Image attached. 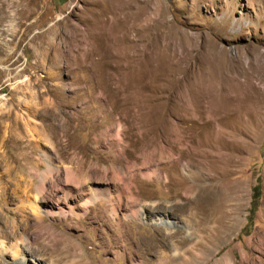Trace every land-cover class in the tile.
<instances>
[{"label":"rangeland","instance_id":"rangeland-1","mask_svg":"<svg viewBox=\"0 0 264 264\" xmlns=\"http://www.w3.org/2000/svg\"><path fill=\"white\" fill-rule=\"evenodd\" d=\"M0 9V261L264 264V0Z\"/></svg>","mask_w":264,"mask_h":264},{"label":"bare ground","instance_id":"bare-ground-1","mask_svg":"<svg viewBox=\"0 0 264 264\" xmlns=\"http://www.w3.org/2000/svg\"><path fill=\"white\" fill-rule=\"evenodd\" d=\"M1 9H0V14H1ZM18 13V12H17ZM6 16V15H5ZM4 16H0V18H3ZM2 20V19H1ZM185 170V169H183ZM186 171V170H185ZM187 179H191V184L187 185L186 187V191L190 193V195H194L196 194V197L193 199V200H190L189 202H187L185 205H182V204H174L172 205V208L174 210H177V209H180L182 208V210L184 208H186L187 206H189V203H192L193 202H196L198 204V207L201 208L202 206V203H204V198L202 199V196H204L208 191V186L204 184V180L201 178L200 175H198L197 173H193L192 171H189V173L187 175H185ZM184 177V176H183ZM185 181V180H184ZM184 184V183H183ZM215 186V185H213ZM212 187V185H211ZM220 187V186H219ZM222 188V187H221ZM221 190V189H220ZM210 191V189H209ZM178 195V194H177ZM191 197V196H190ZM205 197V196H204ZM214 197V196H213ZM188 199H191V198H188ZM187 199V200H188ZM162 207L163 209V206L162 205H157L156 208H160ZM155 209V207H154ZM207 211V210H206ZM206 211H203V215H206ZM204 220H206V218L204 217L203 218ZM156 221V224H158L160 227H166L168 228V226H173L172 224H174L173 222H170L168 220H165V219H162V218H158V219H155ZM226 228V227H225ZM163 229V228H162ZM169 229V228H168ZM209 229L208 226H199L198 229L194 230L195 232L193 234L190 235V237H181L179 240L176 241L175 239V235L177 234L178 231H172L170 232V234L167 236L168 239L170 240L169 243L172 245V247H175V244H182V245H185L187 244L188 242H194V245L195 246H198L201 254H203L204 252H207L208 250L206 249V243L209 241V240H216V239H220L219 237L215 238L214 235L213 237H207V236H203V235H199L198 232H203L204 230L207 231ZM215 230V229H214ZM218 230V228H217ZM221 232V231H220ZM215 233H218V232H215ZM213 234V233H211ZM219 234V233H218ZM177 236V235H176ZM179 236V235H178ZM187 236V235H186ZM192 251V250H191ZM82 253V252H81ZM77 257H78V254H77ZM79 258V257H78ZM77 258V259H78ZM30 260V259H28ZM85 257L83 255L80 256L79 258V264H86V261H85ZM0 264H6L4 261H0ZM78 264V263H77Z\"/></svg>","mask_w":264,"mask_h":264},{"label":"trees","instance_id":"trees-1","mask_svg":"<svg viewBox=\"0 0 264 264\" xmlns=\"http://www.w3.org/2000/svg\"><path fill=\"white\" fill-rule=\"evenodd\" d=\"M64 2H66V0H64ZM261 194H262V184L260 182H257L253 188V198H252L251 209H250L251 215L248 218L249 224H252L253 215L258 209Z\"/></svg>","mask_w":264,"mask_h":264}]
</instances>
